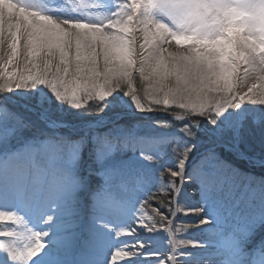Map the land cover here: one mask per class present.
<instances>
[{
  "label": "snow or ice",
  "instance_id": "snow-or-ice-1",
  "mask_svg": "<svg viewBox=\"0 0 264 264\" xmlns=\"http://www.w3.org/2000/svg\"><path fill=\"white\" fill-rule=\"evenodd\" d=\"M12 2L20 15H6L2 21L0 60L6 56V62L0 64V78L7 77L10 82L0 84V93L42 85L50 89L57 100L67 102L77 109L88 108L85 100H98L100 103L97 104L95 114L103 111L107 106L104 102L109 97L122 93L133 102L137 111H152V108H146L142 103V99L147 97L154 105L165 108L177 106L184 110L196 125L199 122L194 118L202 117L214 126L229 108L239 109L246 96L252 104L264 106V98H253V92L264 89V83H251L242 95L235 91L241 70L243 77L240 83L244 86H247L249 80L256 79L255 73L260 74V79L264 81V51L260 46L250 43L253 40L251 33L258 27L255 18L248 23L236 25L231 15L236 9L264 7L260 0H153L144 9L146 15L143 27L147 31H139L135 36L134 43L139 45L138 52L131 46L123 48V42L112 34H106L103 25L98 31L107 42V47L102 43L85 40L79 31L81 25L43 16L36 11V0ZM132 4L133 12L128 19L137 21L140 5L136 4V0H132ZM155 12L167 17L175 28L165 22L156 21ZM21 20L24 21L27 31L26 39H22L20 31L16 30ZM50 26L60 30L59 41ZM139 27L138 24L137 28ZM245 32L249 35H245ZM78 37L82 41L79 50L74 46ZM21 40L26 51V64L23 71L17 69L9 72V67L20 53ZM225 41L229 42L225 45ZM117 49L121 51L118 52ZM137 69L142 80L139 88L134 83ZM217 94H221L220 99H217ZM175 118L186 117L176 115ZM26 127L22 117L0 105V203L19 205L34 201L37 210L43 207V202L38 198L46 175L38 160V153L41 151L59 149L65 151L71 160H76V164H70L67 173L62 177L60 191L86 190L88 181L92 177H98L100 185L92 196L100 206L115 203L120 193L128 191L130 185L134 184L139 188L143 184V177L134 172L130 162L116 159L118 153L132 150L138 151L149 161L154 159L152 155H145L143 150L137 147L139 141L121 140L106 134L93 138L91 151L96 167L82 174L77 159L82 152V144H45L40 149L24 146L13 150L10 147L11 140H17ZM188 130L189 126H186L185 131ZM189 135L192 133L189 132ZM194 147L195 145L188 146L179 151L177 168L169 169L171 179L166 191L174 199L158 201L159 207L150 210L161 220H166L169 226L173 224L170 217L178 214L199 215L203 211H185L178 203ZM207 160L206 157L202 164H206ZM187 179H195L206 185L210 175L207 168L201 167L194 169ZM148 202L145 200L144 204ZM161 207L166 209V214L161 213ZM54 211L56 209L48 204L45 224L54 223ZM139 211L144 212L143 205ZM145 216L146 221L136 227L152 232L147 221H153V215ZM0 222H10L6 228L0 230V253L3 254L0 264H36L37 257L40 258V264H56L54 258L46 257H54L60 240L50 245L47 240L51 234L49 231L27 227L23 216L15 210L5 208H0ZM17 223L20 225L19 230L12 227ZM209 223L211 221L206 218L200 221L201 225ZM124 234L133 235L130 229L116 233L118 237ZM93 238L102 249L108 245L107 238L103 235L94 233ZM124 245L115 246L114 250L113 246L108 245V251H102L98 264H139L141 260L149 259L156 260L158 264H169V261L176 259L169 254L166 259L161 260L160 254L150 251V244L144 240L139 244L133 242L131 245L124 242ZM259 264H264V254Z\"/></svg>",
  "mask_w": 264,
  "mask_h": 264
},
{
  "label": "rangeland",
  "instance_id": "rangeland-1",
  "mask_svg": "<svg viewBox=\"0 0 264 264\" xmlns=\"http://www.w3.org/2000/svg\"><path fill=\"white\" fill-rule=\"evenodd\" d=\"M152 2L153 0H148L147 4ZM62 3L63 6L68 4L67 0H62ZM260 3L264 5V0H260ZM44 8L47 10L50 5L44 4ZM240 14H246V16L242 17ZM154 15L158 22L164 17L159 12H155ZM235 15L244 18L241 24L255 18L258 27L251 35L264 51V39H257V37H264V7L236 9ZM169 25L175 28V25L171 23ZM244 34L249 35L248 32ZM22 41L21 47L24 48ZM22 61L20 68L16 64L20 71H23L25 66V59L22 58ZM4 62H6V56L5 59L0 60V64ZM14 65L13 63L9 67V72H13ZM242 76L240 74L237 77L238 86L235 89L237 92L247 91V87L240 83ZM3 78L5 77L1 78L2 81ZM134 83L137 88L142 84L138 69L134 75ZM247 86L250 87L251 84ZM13 88L15 89V85ZM260 92L257 89L253 95L260 97ZM0 95H2L0 105L17 113L27 124L22 135L17 140H11L10 147L13 150L24 146L40 149L44 144L57 146H66L69 143L82 144V152L77 159L81 173L86 174L90 168L96 167L91 151L93 138L109 134L121 140H137L139 141L137 147L142 149L145 155H152L154 157L152 161L141 156L138 151L132 150L118 153L116 159L130 162L134 172L143 177V184L139 188L132 184L124 193H131L135 209L139 211L140 206L143 205L145 214L153 215V221H147V223L155 227L156 233L168 237L167 231L173 232L172 237L178 244L190 245V247L191 244H195L198 248L210 246L207 252H214L213 249L221 243L225 244L224 249L230 248L228 242L231 241L240 252L259 257L264 254V179L250 172H243L234 166V164L243 163L257 171L264 170V156L258 154L259 151L264 152L262 138L250 141L253 147L257 148L252 149L254 154L245 152L240 147V144H246L247 148H252L247 143L246 137L253 130L260 132L258 137H264V121L252 117H237L232 112L233 108H229L218 118L217 125L210 124L205 118L195 117V121L199 122L196 125L192 118L187 117L184 110L175 105L167 108L154 105L147 97L142 99V103L146 108H152V111H137L133 102L122 93H116L104 102L107 106L103 108V111L108 109L112 110L111 112L101 111L95 114L97 104L100 103L98 100H85L84 103L86 106L89 105L88 108L77 109L67 102L57 100L50 89L42 85L35 88H20L13 92L0 93ZM228 112L229 115H227ZM176 115L186 118L176 119ZM186 126H189L188 131H185ZM189 132L192 135H189ZM192 145L195 147L189 157L188 166L191 167L189 171L205 167L214 181L209 185L199 183V187L190 188L192 183L198 184V182L188 180V174H186L178 203L180 204L179 200L182 196H186L189 199L184 208L185 211L188 209H203V211L199 215L178 214L170 217L173 219V224L169 226L166 220H161L150 210L159 207L158 201L174 199L166 191L169 186L168 181L171 179L169 169L177 168L179 151ZM206 157L207 163L202 164ZM51 159L56 161L57 168L64 174L67 173L70 164H76V160H71L65 151L59 149L51 152ZM99 185V178L92 177L88 181L86 190L76 191L82 194L95 192ZM91 186L96 187L95 191L90 190ZM145 200L149 202L144 204ZM160 211L166 214L164 213L166 209L161 207ZM144 212L141 213L146 221ZM205 218L211 223L201 225L200 221ZM248 238L249 241L255 238L252 241L253 248L246 245ZM169 240L170 238H167L163 244L168 246ZM171 249L176 255L189 252L180 247H171Z\"/></svg>",
  "mask_w": 264,
  "mask_h": 264
},
{
  "label": "bare ground",
  "instance_id": "bare-ground-1",
  "mask_svg": "<svg viewBox=\"0 0 264 264\" xmlns=\"http://www.w3.org/2000/svg\"><path fill=\"white\" fill-rule=\"evenodd\" d=\"M147 1L148 0H136V4L140 5L139 19L137 21L128 19V16L133 12L134 8L132 0H67L68 4H64V6L62 0H36L38 5L36 11L40 12L43 16L53 18L56 21L73 22L77 25H81L82 27L79 31L82 32L85 40L102 43L107 47V42L103 39V35L98 31L99 27L103 25L106 29V34H112L123 42V48L131 46L138 51L139 45H136L134 40L139 31H147V29L143 27L144 17L146 15L144 9L148 5ZM44 4H49L50 8L46 10L43 7ZM235 12L236 10L231 14L234 23L238 25L244 22V18L242 17L246 16V14H240L241 17L235 15ZM6 15H20V12L17 10V7L13 4L12 0H0V30L3 28L2 21ZM166 19L167 17H163L161 21L168 25L170 23L172 24L170 20L167 21ZM138 24L140 25L139 28H137ZM50 27L55 32L57 41H59L61 35L60 30L55 29V26ZM65 27H67V24H65ZM16 30L20 31L22 39L27 38V31L23 20L20 21ZM226 35L228 34L226 33ZM230 40L231 37H229V41ZM229 41L223 43L226 45ZM22 43L24 44L23 41ZM250 43L254 46H259V43H257L254 38ZM81 44L82 41L78 37L74 42V46L79 50ZM117 51L120 52L121 50L117 49ZM5 52H7L6 47ZM22 58L25 59L24 63L26 64V51L20 44V53L18 58L14 61L15 65L13 71L18 69L16 64L20 68V64L23 62ZM240 74L243 75V70H241L238 75ZM254 75L256 79L254 81L249 80L247 85H250L253 82L258 84L264 83V81L260 79V74L255 73ZM6 82H10L7 77L3 78V81L0 78V84ZM14 85L15 84L13 83L12 86ZM245 87L248 88V86ZM235 89H237V87ZM259 90L261 91L259 94L260 97L253 95L254 99L264 98V96H262V94H264V89ZM239 93L242 95L244 92L241 91ZM220 95L221 94H217V99H220ZM232 112L237 117H252L264 121V106L252 104L247 96L242 102L241 107L239 109H233ZM248 112L249 114H247ZM227 115H229V112ZM253 115H255V117H253ZM51 152L52 151H41L38 153L39 164L46 172L41 191L38 194V198L43 202V207L40 210H37L34 206V201L33 203L19 205L0 203V208L15 210L19 215L23 216L27 227H31L34 230L49 231L51 234L47 240L50 245L52 242L60 240L59 247L55 250L54 257H46V259L54 258L56 264H98L102 251H108V245L113 246L114 250L115 246L124 247V242L131 245L133 242L139 244L141 240H144L146 243L150 244V251H155L160 254L161 260L166 259L169 254L176 257L174 261H169V264L259 263L261 257L238 251V248L231 241L228 242L230 248L224 249L225 244L221 243L220 246L217 245V248L213 249L214 252H207L210 250V246L208 248H198L195 244H191V247L190 245L183 246L174 241L170 231H167L166 233L168 237L163 235L160 236L161 234L159 235V233L155 232V227L149 226L148 223V226L152 228V232H147L142 227H136L138 222L143 224L145 218L140 211L134 208L131 193L122 192L115 203L100 206L92 196V193L94 192L82 194L76 190L60 191L59 184L65 174L57 168L56 161L51 159ZM189 169H191V167L187 166V176L193 174V171H189ZM220 169L223 168L220 167ZM193 180L196 182L195 179ZM213 181L214 179L210 178L207 185H209V183L212 184ZM199 183L200 182H198V184L192 183L190 188H195V186L196 188L199 187ZM188 199L189 198L186 196H182L179 200L180 207L186 208ZM48 204H51L52 207L56 209V211L52 212L56 219L51 225L44 223ZM138 216L140 217L139 220L137 219ZM9 223L10 222H0V230L6 228ZM12 227L19 230L20 225L17 223L12 225ZM129 229L132 231L133 235L129 236L124 234L119 237L116 235V233L121 230ZM94 233L105 236L108 245H105L102 249L94 240ZM167 238H170L168 246L163 244V241ZM171 247H180L189 252H181L176 255ZM227 249L230 250L229 253ZM2 255L3 254L0 253V258H2ZM36 264H40L39 257L36 258ZM139 264H158V262L154 259H149L141 260Z\"/></svg>",
  "mask_w": 264,
  "mask_h": 264
},
{
  "label": "trees",
  "instance_id": "trees-1",
  "mask_svg": "<svg viewBox=\"0 0 264 264\" xmlns=\"http://www.w3.org/2000/svg\"><path fill=\"white\" fill-rule=\"evenodd\" d=\"M113 109H116V108H113ZM111 111H112V110L105 109V110L102 111V112L109 113V112H111ZM259 135H260V132H259V131H256V130L251 131V132H250V135L247 136L246 139H247V143H248L252 148H251V149L247 148V146H245L246 144H245V145H244V144H240V147H241L244 151H246V152H248V153H250V154H254V153H252V149H257V148L253 147V145H252V143H251L250 141H251V140L256 141L257 138H262V139H263V143H264V137H258ZM258 154H260V155H264V152H260V151H259Z\"/></svg>",
  "mask_w": 264,
  "mask_h": 264
}]
</instances>
